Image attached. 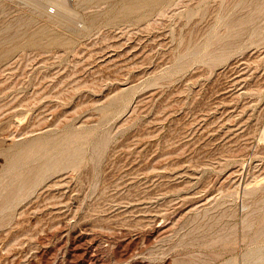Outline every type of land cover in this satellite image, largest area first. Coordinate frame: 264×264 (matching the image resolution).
I'll return each mask as SVG.
<instances>
[{"label":"rangeland","instance_id":"1","mask_svg":"<svg viewBox=\"0 0 264 264\" xmlns=\"http://www.w3.org/2000/svg\"><path fill=\"white\" fill-rule=\"evenodd\" d=\"M52 1L0 0V264H264V0Z\"/></svg>","mask_w":264,"mask_h":264},{"label":"bare ground","instance_id":"2","mask_svg":"<svg viewBox=\"0 0 264 264\" xmlns=\"http://www.w3.org/2000/svg\"><path fill=\"white\" fill-rule=\"evenodd\" d=\"M53 2V1H52ZM53 4L56 6V7H64L65 5L63 4V1H62V3L61 2H59V1H54L53 2ZM65 9V8H64Z\"/></svg>","mask_w":264,"mask_h":264},{"label":"built area","instance_id":"3","mask_svg":"<svg viewBox=\"0 0 264 264\" xmlns=\"http://www.w3.org/2000/svg\"><path fill=\"white\" fill-rule=\"evenodd\" d=\"M49 11L50 12H54L55 11V8L51 6V7H49Z\"/></svg>","mask_w":264,"mask_h":264}]
</instances>
